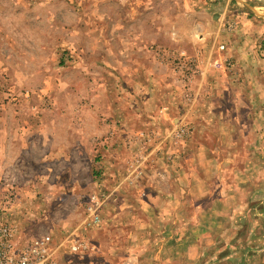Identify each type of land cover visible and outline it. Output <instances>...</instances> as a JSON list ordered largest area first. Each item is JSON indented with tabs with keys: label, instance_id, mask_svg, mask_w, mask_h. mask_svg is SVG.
I'll return each instance as SVG.
<instances>
[{
	"label": "rangeland",
	"instance_id": "obj_1",
	"mask_svg": "<svg viewBox=\"0 0 264 264\" xmlns=\"http://www.w3.org/2000/svg\"><path fill=\"white\" fill-rule=\"evenodd\" d=\"M246 18L264 26V0H0V219L23 242L49 236L55 264H87L68 249L74 240L85 244L80 231L93 243L103 236L105 251L111 250L115 209L105 203L123 172L138 175L162 155L170 161L189 140L192 129L185 121L175 128L182 116L175 111L211 102L225 88L256 92L260 86L229 76L226 54L245 43L239 29ZM254 51L261 64L249 69L264 75V40ZM140 69L151 77L146 88ZM127 109H134L130 121L139 127L129 132L122 129ZM152 121L169 127L141 128ZM33 128L35 138L50 139L34 148L39 164L35 154H19V137ZM118 145V168L107 161L101 169L98 149ZM19 155L26 173H19ZM92 194L106 197L99 223L81 228ZM239 217L248 219L249 234L251 216ZM64 222L75 227L66 231ZM118 245L124 252L126 243Z\"/></svg>",
	"mask_w": 264,
	"mask_h": 264
},
{
	"label": "crops",
	"instance_id": "obj_2",
	"mask_svg": "<svg viewBox=\"0 0 264 264\" xmlns=\"http://www.w3.org/2000/svg\"><path fill=\"white\" fill-rule=\"evenodd\" d=\"M243 25L246 27L239 31L247 34L245 43L240 40L239 49L226 54L233 64L229 76L237 74L234 78L241 79L245 86L249 78L260 81L257 91H248L244 86L225 88L211 102L209 97L189 111L183 107L175 111L176 116L182 115V122L173 120L172 126L180 128L184 121L189 124V140L179 153L171 154L170 161L162 155L152 159L154 164L138 175L136 171L120 175L111 191V202L105 203L106 208L115 209L111 250L105 251L103 236V240L93 243L87 233L80 231L90 251L75 256L87 260V264H94V260L95 264H264V75L258 69H249L261 64L254 59V50L256 42L264 40V26L248 18ZM202 44L196 43L197 48L204 49ZM209 56L213 52L205 61ZM139 74L146 88L151 77L141 69ZM254 97L258 98L256 103L251 101ZM220 99H225L224 103ZM133 110L121 113L122 118H128L122 125L124 131L139 128L130 121L135 115ZM152 110L150 107L146 112ZM165 126L152 121L141 128L161 131L168 129ZM33 129L31 134L27 131L25 137H19V154H35L39 164L40 154L34 148L50 145V139L46 142L35 138L38 131ZM97 152L102 157L97 165L105 169L107 161L113 166L119 163L122 147ZM109 154L113 159L104 160ZM21 159L19 155L23 168L19 173H26L28 163ZM125 178L128 182L122 184ZM244 212L252 219L249 234L243 227L249 225L248 219L239 217ZM63 225L69 232L75 227L71 222ZM104 231L102 228L99 233ZM122 242L126 243L124 252L118 250Z\"/></svg>",
	"mask_w": 264,
	"mask_h": 264
},
{
	"label": "built area",
	"instance_id": "obj_3",
	"mask_svg": "<svg viewBox=\"0 0 264 264\" xmlns=\"http://www.w3.org/2000/svg\"><path fill=\"white\" fill-rule=\"evenodd\" d=\"M9 197L10 195L6 198L10 200ZM105 198L104 195L95 194L88 197L85 205L86 216L80 225L81 228L99 223L98 212ZM51 245L52 240L49 236L23 242L16 227L0 219V264H55L56 251ZM68 249L72 253L81 254L87 252L88 247L74 240Z\"/></svg>",
	"mask_w": 264,
	"mask_h": 264
}]
</instances>
